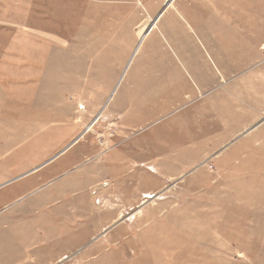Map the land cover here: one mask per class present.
Returning <instances> with one entry per match:
<instances>
[{
	"label": "rangeland",
	"instance_id": "rangeland-1",
	"mask_svg": "<svg viewBox=\"0 0 264 264\" xmlns=\"http://www.w3.org/2000/svg\"><path fill=\"white\" fill-rule=\"evenodd\" d=\"M0 264H264V0H0Z\"/></svg>",
	"mask_w": 264,
	"mask_h": 264
},
{
	"label": "crops",
	"instance_id": "crops-1",
	"mask_svg": "<svg viewBox=\"0 0 264 264\" xmlns=\"http://www.w3.org/2000/svg\"><path fill=\"white\" fill-rule=\"evenodd\" d=\"M166 5H167V4H166ZM166 10H167V8H166V6H165V7L163 8V10L160 12L159 16H158L156 19L158 20L159 17L161 16V14H162L164 11H166ZM157 20H156V21H155V20L150 21V24H152V22H157ZM150 24H149V25H150ZM146 27H147V26H144V27L140 30L139 34H138V44H137L136 49H135V51H134V55H136V54L140 51V49H141V47L143 46L145 40H146V39L148 38V36L151 35V33L155 30V28H156V23H155V27H153V29H151L148 33L144 34V33H145V32H144V31H145L144 29H145ZM132 59H133V57L130 59L128 66L130 65ZM128 66H127V67H128ZM127 67H126V68H127ZM96 118H98L97 121H95ZM95 119H94L92 122L95 121V124H96L98 121L101 120V119H100V115H97V116L95 117ZM99 119H100V120H99ZM86 131H87V129H86Z\"/></svg>",
	"mask_w": 264,
	"mask_h": 264
},
{
	"label": "bare ground",
	"instance_id": "bare-ground-1",
	"mask_svg": "<svg viewBox=\"0 0 264 264\" xmlns=\"http://www.w3.org/2000/svg\"><path fill=\"white\" fill-rule=\"evenodd\" d=\"M147 30L150 31L151 29L148 28Z\"/></svg>",
	"mask_w": 264,
	"mask_h": 264
}]
</instances>
